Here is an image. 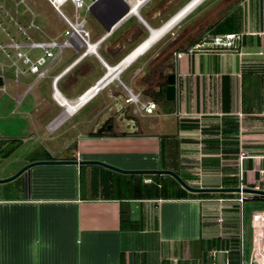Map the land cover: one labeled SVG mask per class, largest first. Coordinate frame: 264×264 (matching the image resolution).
Instances as JSON below:
<instances>
[{
  "label": "crops",
  "instance_id": "0c3cea01",
  "mask_svg": "<svg viewBox=\"0 0 264 264\" xmlns=\"http://www.w3.org/2000/svg\"><path fill=\"white\" fill-rule=\"evenodd\" d=\"M181 1H147L141 8L147 10L146 17L122 20L95 51L65 48L58 56L55 50L56 60L40 67L47 70L45 78L31 73L17 53L12 55L16 79L6 83L4 77L3 87L14 86L11 98L17 108H32L19 115L27 120V135L9 144L0 140V158L5 162L29 141L65 142L57 148L54 144L55 150L40 143L43 151L12 162L9 174L0 170V180L36 161H101L127 170L178 172L194 189L244 185L243 191H264V0H200L168 34L138 51L150 28L159 29ZM226 34L242 35L237 49L207 45L204 51L187 52L198 42L211 43L214 36ZM28 44L20 43L32 50ZM67 50L73 53L65 56ZM126 57L130 60L125 67L111 74L96 96L80 101L107 66ZM175 72L178 97L168 102L167 79ZM20 76L29 79L24 89ZM57 77L58 100L53 84ZM47 79L50 98L42 89ZM129 92L143 102H155L156 109L148 114L128 104ZM159 110L177 117L175 133L164 135L155 123L143 121L156 118ZM241 148L251 155L242 167L237 160ZM16 179L0 184V264L250 263L258 224L253 216L264 213V200L258 198L262 195L246 200L241 216L239 192H193L168 174L128 175L99 165L64 164L34 166ZM130 180L145 185L163 181L181 198H130ZM246 205L252 207L248 260Z\"/></svg>",
  "mask_w": 264,
  "mask_h": 264
},
{
  "label": "rangeland",
  "instance_id": "374dc122",
  "mask_svg": "<svg viewBox=\"0 0 264 264\" xmlns=\"http://www.w3.org/2000/svg\"><path fill=\"white\" fill-rule=\"evenodd\" d=\"M18 1L19 0H17V2ZM187 1L188 0H182L171 11V13L167 17L169 18V16H173V14H175L180 8H182ZM26 3H27V6L21 5L17 9L16 4L15 2H13V0L0 1V4L6 5L7 11L10 12L11 16L14 18V21H12L10 17H5L4 15L0 14V25H1L0 26V45L5 46L12 42H15V43L19 42L18 43L19 45L21 42H26V43H31L32 41L47 42L53 39L54 37L60 36V34L66 28V25L63 22V20L60 19L58 14L45 0H26ZM62 10L68 17L70 18L72 17L73 12H72V8L69 5H65L64 7H62ZM146 11H147L146 9H143L141 11V15L143 17H146ZM82 15L88 21L87 29L92 34V41H95L97 38H99L102 34L106 32V29L103 27V25L100 23V21L98 20V18L92 11L88 12L86 10H83ZM33 21H34L35 26L38 27V29L30 27ZM16 22L18 24H15ZM24 32H26L28 35H24ZM17 34H20V36H17ZM28 36L31 39H28ZM64 39L65 37H63L61 40H64ZM134 46L128 47L126 53L132 50ZM21 51L23 53L28 52L27 54L32 59V61H36L40 56L43 55V51L40 49L39 50L38 49L37 50L22 49ZM16 53H17V50L15 49H7L6 52H3L2 50H0V65L5 66L4 76H5L6 83H13L16 79L14 68H10V65H12V62H13V58L10 59L8 57V54L12 56ZM71 53H73V50H67V53L65 56H68ZM102 73L103 71L99 75L95 76V79L93 82H95L96 78H99L102 75ZM0 76H2L1 69H0ZM121 78L124 82H127L126 77L122 76ZM80 80L83 83V80L82 79ZM20 81H21V89H24V87L28 84L29 79H27L24 76H20ZM50 83H51V79H47L42 84L43 92L49 98L51 97ZM89 84L84 85V88H82L79 91V94H81V92L86 90ZM6 89H7L8 94L0 90V140L1 142L4 141L5 143L7 142V144H9L11 143L10 140L12 138L24 137L25 134L27 135V132H28V129L26 127L27 120H24L19 115H20V112L27 110V108H32V107L27 104L20 108L19 107L17 108V105L11 98L15 94L14 86H10V87L7 86ZM14 109H16L15 112L13 111ZM60 111H61L60 108L56 109L55 114L59 113ZM161 112L164 114L167 113L162 110H159L156 112V114L158 115L156 118L150 117L147 119H143V121L149 125L152 123H155L159 128L158 131L162 132L164 135H170V134L175 133L176 132L175 124H177V117L163 116ZM63 142H65V140H62V139H58L56 140V142H53V143L49 141L46 142L45 140H42L41 142H34V141L27 142L23 148L19 149L10 159L6 160L5 162L4 160H2V158H0L1 175H4L6 173L9 174L11 172L12 169L10 168L14 167L11 164L12 162L16 164L21 160L27 161L28 160L27 156L34 150L42 149L43 151L44 149L41 147L40 143L43 145L46 144L51 150H55L57 146L63 145ZM54 144L56 148L53 146ZM9 164H11L10 167H8ZM3 168L4 170L2 171ZM124 170H127V169H124ZM174 173L177 174L178 172H174ZM12 176L13 175H11L10 177ZM185 183H190V181L189 182L185 181ZM254 206H255L254 208H259L258 205H254ZM251 208L252 207H249L248 205H246V217L244 221V225L246 228V234H247L246 244H245L246 260L249 259L250 245H251L250 237L248 235V230H249V226L251 222L250 215L252 213Z\"/></svg>",
  "mask_w": 264,
  "mask_h": 264
},
{
  "label": "built area",
  "instance_id": "2783aa9c",
  "mask_svg": "<svg viewBox=\"0 0 264 264\" xmlns=\"http://www.w3.org/2000/svg\"><path fill=\"white\" fill-rule=\"evenodd\" d=\"M5 1V0H0ZM58 14L61 20L66 25V28L61 33L62 37H65L63 41H59L57 39H51L47 42H36L32 41L28 44V47L32 50H42L43 55L40 56L35 62L32 61V59L28 56V54L23 53L21 50L24 49L23 45H19L18 43L12 42L8 45H0V50L3 52H6L7 49H15L17 50V57L19 59H22L24 64L30 65V71L33 74H37L41 78H45L47 75V70L41 71L40 67L45 66L47 64L48 59H51L52 61H55L57 56L55 55V50H58V56L62 54L63 49L70 48L75 51H79L82 48H86V52H89L91 48L93 47L92 51H95V48L99 42L104 40L114 29L115 27L124 19L130 18L133 16H136L138 19H142L141 15V8L144 6L145 3H143L140 7L135 8L133 7V3H131L128 0H45ZM15 2L17 9L21 6H27L26 0H13ZM128 4L130 8V12L119 22L117 23L112 31L110 33H106L104 37L98 42L92 41V34L87 29L88 21L85 17L82 15V11L86 10L88 12L92 11V8H95V11L102 16L105 17H114L118 15L123 9H124V3ZM65 5H69L72 8V17H68L62 10V7ZM136 7V6H135ZM18 13V12H17ZM0 14L4 15L5 17H10L12 21H14V18L11 16V13L7 11L5 4H0ZM35 18V17H34ZM15 24H18L17 22ZM1 26V25H0ZM31 28L38 27L35 26L34 21L31 23ZM5 31V30H4ZM9 35V34H7ZM24 35H28L26 32H24ZM28 39H31L28 36ZM242 39V35L239 34H226V35H217L212 38V42L208 43L205 41H201L193 45L191 48L187 50L188 53L193 54L195 52H201L204 51L207 45H212L216 47L218 50L221 51H229V50H235L237 49V42ZM182 53L176 54V56L180 55ZM8 57L12 59V56L8 54ZM129 57V56H128ZM126 57V58H128ZM125 58V59H126ZM124 59V60H125ZM120 64V63H119ZM118 64V65H119ZM118 65L114 67L107 66V72L105 75L99 79L95 85H93L90 89H88L81 97L80 99L85 101L90 100L94 96H96L103 87L107 84L104 82L106 81L107 75L110 73L111 69H115ZM0 69L2 71V76H0L4 80V73H5V66L0 65ZM57 77L54 80V88L55 93L54 97L56 99V86H57ZM3 92H6V89L4 87H1L0 89ZM58 100V99H56ZM60 103V102H59ZM127 103L130 105H135L144 110L146 113L150 114L156 109V103L155 102H143L140 99L139 95H134L131 92H129V96L127 98ZM251 155L248 150L240 149L238 154V163L239 166L242 167L243 162L250 158ZM146 182L151 183V180H146ZM244 185H241V191L240 197L236 199L238 203L241 205V216L243 215V205L244 202L250 198L258 197L259 194H253L243 191ZM222 201V200H221ZM220 222L223 221V219H219ZM253 222L254 224L258 223L254 227V236H253V246H252V254H251V262L245 263L243 259H241L240 264H264V213H257L253 216ZM261 224V225H260ZM239 251L241 253V258L243 257L244 253V237L243 233L241 235V241L239 244Z\"/></svg>",
  "mask_w": 264,
  "mask_h": 264
},
{
  "label": "water",
  "instance_id": "95a60500",
  "mask_svg": "<svg viewBox=\"0 0 264 264\" xmlns=\"http://www.w3.org/2000/svg\"><path fill=\"white\" fill-rule=\"evenodd\" d=\"M193 1V0H191ZM190 2H188L185 6H183L177 13H175L171 18H169L159 29H157L156 31H160L163 28H165L167 26V23H169V21L171 19H173L175 16L179 15L180 12H182L181 14H184L185 11L187 10L188 6L190 5ZM195 1V0H194ZM124 3V9L116 16L114 17H105L102 15H99L96 11L95 8H92V12L98 17L100 23L103 25V27L106 29V31L108 33H110L113 29V27L119 23L129 12H130V8L128 6V4ZM181 16V15H180ZM153 31H155V29L150 28V35L149 37L143 42V44L148 43V45L150 43L153 42ZM156 37V36H155ZM158 37V36H157ZM156 37V38H157ZM142 44V45H143ZM141 45V46H142ZM139 46V48L141 47ZM130 58H126L125 60H122L120 62V64L115 68L112 69L110 71V73L107 75L106 80L108 79V77L115 71L116 74H118L127 64V62L129 61ZM168 82V86H167V93H166V98L168 102H174L177 101V97H178V75L177 72L172 73L168 76L167 79ZM106 83V82H105ZM104 83V84H105ZM64 164H75V165H99L108 169H111L113 171L122 173V174H128V175H146V174H156V175H171L173 176L176 180H178L186 189L193 191V192H240L241 189L237 188V189H194L189 187L182 179L180 176H178L176 173L172 172V171H162V170H158V171H147V170H124V169H120L111 165H108L104 162L101 161H73V162H69V161H64V160H52V161H36L33 162L27 166H25L24 168H22L17 174H15L14 176L5 179V180H0V184L2 183H6V182H11L13 180H15L16 178H18L19 176H21L22 174L28 175L29 170L34 167V166H39V165H64ZM245 192H249V193H253V194H259L264 196V191H260V190H246Z\"/></svg>",
  "mask_w": 264,
  "mask_h": 264
},
{
  "label": "trees",
  "instance_id": "16d2710c",
  "mask_svg": "<svg viewBox=\"0 0 264 264\" xmlns=\"http://www.w3.org/2000/svg\"><path fill=\"white\" fill-rule=\"evenodd\" d=\"M4 86V80L0 77V88ZM91 136H102L100 135H91ZM82 176V174H81ZM130 186L128 187V196L135 199H178L181 198V194L177 191H172L168 188V183L163 181H157L152 185H145L138 180H130ZM264 200V196H260Z\"/></svg>",
  "mask_w": 264,
  "mask_h": 264
},
{
  "label": "bare ground",
  "instance_id": "6f19581e",
  "mask_svg": "<svg viewBox=\"0 0 264 264\" xmlns=\"http://www.w3.org/2000/svg\"><path fill=\"white\" fill-rule=\"evenodd\" d=\"M128 1H130L131 3H133V7L135 8V10H136V8H138V7H140L143 3H146L147 1H149V0H128ZM199 1L200 0H193V1H191V3H190V5L188 6V8H187V10L185 11V13L184 14H181L182 12H180L179 13V15H177V16H175L173 19H171L170 21H169V23H167V26L165 27V28H163L162 30H160V31H153V33H152V35H153V37H152V39H153V42L152 43H150L149 45H148V43H146V44H143L140 48L138 47L137 48V50L138 51H142L143 49H144V47H147V46H150V45H152L155 41H157L162 35L164 36V35H166V34H168V32L170 31V29H172L178 22H180V20H182V19H184V17L188 14V13H190L198 4H199ZM136 6V7H135ZM181 15V16H180ZM161 34V35H160ZM160 35V36H159ZM157 36H159L158 38H156ZM136 50V51H137ZM136 51H135V53H136ZM137 51V52H138ZM134 53V54H135ZM133 57V56H132ZM130 60V59H129ZM112 70V69H111ZM115 72H117V71H115ZM114 73V72H113ZM112 73V74H113ZM85 99H83V100H81L80 99V101H84ZM64 101H66V100H64ZM67 102V101H66ZM69 103V102H68ZM63 105V104H62ZM68 105V104H67Z\"/></svg>",
  "mask_w": 264,
  "mask_h": 264
},
{
  "label": "flooded vegetation",
  "instance_id": "af4514ba",
  "mask_svg": "<svg viewBox=\"0 0 264 264\" xmlns=\"http://www.w3.org/2000/svg\"><path fill=\"white\" fill-rule=\"evenodd\" d=\"M112 127H114V125H111V124L108 125V128H112ZM99 134H100V133H99ZM99 134H98V135H99Z\"/></svg>",
  "mask_w": 264,
  "mask_h": 264
}]
</instances>
